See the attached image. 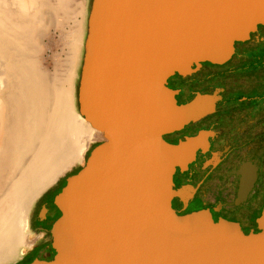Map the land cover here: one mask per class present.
<instances>
[{"label": "water", "instance_id": "water-1", "mask_svg": "<svg viewBox=\"0 0 264 264\" xmlns=\"http://www.w3.org/2000/svg\"><path fill=\"white\" fill-rule=\"evenodd\" d=\"M257 25L264 0H87L74 107L99 139L54 194L47 239L22 264H264V202L250 226L234 211L255 166L240 162L217 214L172 180L213 132L165 137L225 100L216 87L168 84L226 62Z\"/></svg>", "mask_w": 264, "mask_h": 264}, {"label": "rangeland", "instance_id": "rangeland-1", "mask_svg": "<svg viewBox=\"0 0 264 264\" xmlns=\"http://www.w3.org/2000/svg\"><path fill=\"white\" fill-rule=\"evenodd\" d=\"M86 10L87 0H34L33 12L30 15H22L20 12L16 14L15 12L16 15L6 17L7 15L0 11L4 14L0 13L4 17L0 15V71H2V77L6 85V89H0V102L4 107L5 114H3L2 121L3 131H5L8 124L7 117L12 107V103L8 100L14 97L16 98V107L22 108L19 118L20 124L25 128L27 134L36 129L39 142V138L49 133L46 130L49 128L50 122L53 123V106L57 103L59 89L67 87L69 75L73 71L70 86L71 116L73 121L78 123L80 135H74L70 131H65L63 134L62 139L66 141L68 146L72 145L74 148L71 157L73 163L70 167L73 166L68 171L76 168V161L81 159L79 154L83 144L80 142V138L91 135L90 129L81 123V117L75 111L73 87L79 65ZM12 17L13 19H11ZM18 17L23 19L21 20ZM28 18L31 20L29 21ZM5 20H8V22ZM15 22L19 23L15 26ZM24 25L27 32L30 31L29 33L26 32ZM9 30L11 34L8 32ZM12 31L15 32L12 33ZM14 33H21V35ZM256 37V35L252 36L251 40L243 45L245 52L241 57L233 58L232 72L213 80L216 86L227 87L226 89L236 93H241L249 86L253 79L250 70L247 68L241 69L240 66L244 65L245 59L256 60L259 49L264 51L262 45L256 46L254 43L256 40L253 39H256ZM28 41L32 43L30 44ZM13 61H16L18 66H16V70L15 67H12V64L15 63ZM21 61H23V64L20 63ZM213 69L217 70V68ZM257 74L259 76L260 72H257ZM11 89H14V92ZM239 96L246 98L247 94H233L226 106L228 114L224 117V120L227 129H229V137L233 139H230L229 143L233 145L242 144L240 152L244 150V145H249L253 149L264 150V120H262L264 119V101L249 107L245 105L237 106L233 101ZM4 184H1L0 195L3 194ZM255 191L254 189L253 192ZM21 209H17V214H20L17 216L18 222L22 220V217H24L23 220L27 218L28 215L25 209ZM24 233L28 234L27 229L24 230ZM24 233L22 232V234ZM18 256L20 255L16 251L12 259L2 264H7Z\"/></svg>", "mask_w": 264, "mask_h": 264}, {"label": "flooded vegetation", "instance_id": "flooded-vegetation-1", "mask_svg": "<svg viewBox=\"0 0 264 264\" xmlns=\"http://www.w3.org/2000/svg\"><path fill=\"white\" fill-rule=\"evenodd\" d=\"M254 35L257 36L256 39H253L256 40L254 41L256 46L264 47V26L257 25L251 36ZM249 40L251 39L249 38L247 41ZM236 50L242 54L245 52L244 47L239 49L235 47L233 53ZM261 57H263L262 63H264V51L259 49L255 62H258ZM213 68L212 66H203L201 63L197 71L183 77H176L168 84L171 88H186L199 93L205 88L216 87L220 89L217 93L225 97V100L215 102L213 112L194 122L188 121L178 130L165 135L168 140L174 142L179 138L194 135L200 130L213 132L212 135L207 136L206 148L204 150L197 148L194 151L193 160L186 165V169L174 172L172 180L175 184L189 183L193 188L197 204L221 214L225 208L219 198L232 182H238L239 175L235 171L242 160H248L255 166V178L244 200L234 204V211L243 225L250 226L254 223L264 202V150L244 145V150L240 152L242 144L229 143L231 137H229V129H227L224 117L228 113L226 106L235 93L226 89L227 87L214 84L213 80L222 76H218V71ZM258 68L261 69L260 65ZM214 153H217L214 164L203 167V162L209 160ZM66 173L60 176L54 184L45 188L31 203L26 229L28 234L34 237V241L23 254L7 264H22L47 239V229L58 212L52 203L53 196L68 176H65ZM254 189L255 192H253Z\"/></svg>", "mask_w": 264, "mask_h": 264}, {"label": "bare ground", "instance_id": "bare-ground-1", "mask_svg": "<svg viewBox=\"0 0 264 264\" xmlns=\"http://www.w3.org/2000/svg\"><path fill=\"white\" fill-rule=\"evenodd\" d=\"M33 3L34 0H0V11H3L7 15L6 17L16 15L19 12L22 15H30L31 12H33ZM36 6L35 8L37 9ZM5 10H7V12H5ZM3 12L0 13L3 14ZM2 14L0 15L2 16ZM11 19H13V17ZM19 19L22 20L23 18L20 17ZM30 20L31 19H29V21ZM6 22H8V20ZM9 28L12 29L10 26ZM24 28H26V26ZM8 32L10 33V30ZM13 32L15 31H12V33ZM14 34L21 35V33ZM28 35L26 36L28 37ZM31 40L33 41L32 38ZM31 43L32 42H30V44ZM13 62L15 63L12 64V67H15L16 70V61ZM22 62L23 61L20 63ZM68 72L70 71L68 70ZM72 74L73 71L69 75L67 87L65 89H59L57 103L53 106V123L50 122L49 128L46 130L49 131V133H47L44 137L39 138V142V135L36 129H33L29 134H27L25 128L20 124L19 118L22 113V108L16 107V98L14 97L9 98L8 100L10 103H12V107L10 104V113L9 115L7 114L8 124L5 127V131H3L2 121L4 118V107L0 102V187L1 184L5 183L3 194L0 195V264L12 259L18 248L26 247L27 249L34 241L33 236H29L28 234L24 233V230L26 229L27 218L23 220L24 217H22L21 221H17V216L20 215L17 214V209L23 208L28 213L30 209V202L44 188L50 185L59 175L68 171L67 169L73 163V158L71 157L74 148L72 145L68 146L66 141L62 139L65 131L73 132V134H76L77 136L80 135V129L77 126L78 123L73 121L71 116L72 103L70 86ZM4 82L5 81L2 77V71H0V89L6 87ZM80 120L81 123L89 128L91 132L89 137L85 135L80 138L83 148H81L79 155L82 159V156L87 151L88 145L92 144V141L99 139V135L91 127H89L83 118H80ZM81 159L76 161V163L81 161ZM22 232L24 234H22Z\"/></svg>", "mask_w": 264, "mask_h": 264}, {"label": "trees", "instance_id": "trees-1", "mask_svg": "<svg viewBox=\"0 0 264 264\" xmlns=\"http://www.w3.org/2000/svg\"><path fill=\"white\" fill-rule=\"evenodd\" d=\"M248 42L243 41L239 43L234 44V48L237 47L238 49L240 47H243V45ZM242 53L239 50H236L235 53L231 55V57L224 63L220 65H212L207 62L202 63L203 66H212L214 68H217L218 76H224L228 75L233 70V58L241 57ZM263 57L258 59V62H255L254 59L248 58L245 59L244 65H241V69L247 68L250 70V74L252 75V80L249 84V86L244 89L241 93L247 94L246 98H241L240 96L235 99V102L237 106L245 105L246 107L252 106L254 104L259 103L260 101H264V63H262ZM258 65H260L261 69L258 68ZM257 72H260V75L258 76ZM235 94H241L236 93ZM228 114V113H227ZM264 120V119H262ZM76 170V168H73L71 171L67 172L65 176L73 173ZM63 182V181H62ZM61 182V183H62Z\"/></svg>", "mask_w": 264, "mask_h": 264}, {"label": "crops", "instance_id": "crops-1", "mask_svg": "<svg viewBox=\"0 0 264 264\" xmlns=\"http://www.w3.org/2000/svg\"><path fill=\"white\" fill-rule=\"evenodd\" d=\"M79 163V162H78Z\"/></svg>", "mask_w": 264, "mask_h": 264}]
</instances>
